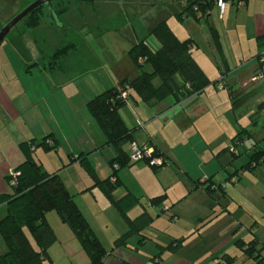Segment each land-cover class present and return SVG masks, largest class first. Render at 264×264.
Segmentation results:
<instances>
[{"label":"crops","instance_id":"1","mask_svg":"<svg viewBox=\"0 0 264 264\" xmlns=\"http://www.w3.org/2000/svg\"><path fill=\"white\" fill-rule=\"evenodd\" d=\"M6 1L8 4L5 9L10 11L12 17L34 0ZM105 1L120 8L121 4L126 7V2L129 3L131 0ZM186 1L168 0V6L172 11L168 16V27L180 41L191 39L194 42L191 48L192 57L210 81V85L201 93L191 95L180 102H176L173 95L149 103H144L134 96L120 108L118 114L132 132L134 143L151 148L165 164L160 169L157 168V171L143 162L130 163L128 167L120 169L115 177L119 182L118 192L123 195L119 198L129 196L133 207L139 206L136 215H132V218L127 217L128 219L133 220L144 211L148 212L152 219L155 218V222L152 221L139 234L134 235L139 237L137 242L140 245H146L149 241L148 233L155 234L158 229L166 231L162 234L166 241L164 244L169 242L174 245L173 252L167 250L162 256L158 255L156 250H152L148 254L151 262L148 264H224V257L234 258V264H242L241 261L245 258L248 264H257L253 260L255 254L252 257L245 256L238 243L241 242L245 246L254 241L260 257L264 258V229L254 218L259 215H245L244 220H239L237 215H219L217 220L222 217L223 221L220 225L213 226L215 224L213 223L210 227L201 226L195 229L188 223L189 221L204 222L211 219L212 215L175 213L169 217L173 224L172 228L165 225L168 223L167 214L170 210L168 202L173 206L183 199L190 198L191 194H199L202 200L209 201V197H213L216 192L226 194L225 196L230 193L231 189H228L227 193L224 192L227 188L223 183L225 181L232 183L231 176L236 173L238 166L237 159L234 160L228 150L240 157L239 148L233 147L232 139L243 130L249 136L248 140L252 137L246 130L244 117L236 118L237 96L242 94L247 95L246 98H251L258 92L254 96V104L260 103L256 105V114L264 116V85L254 84L255 82L250 80L259 67L257 57L264 46V0H213V4L200 20L185 18L180 22L175 21L174 13L180 14ZM219 1L225 4L222 14L218 6ZM95 4L91 8H95ZM0 5L3 9L4 4L1 0ZM89 7L81 6L87 16L92 10ZM100 9L96 7L100 19L92 18L91 22L80 23L78 26L80 31L91 35L92 30L97 29L102 23L110 25L112 31H118L116 22H111L117 19L115 9L110 6L108 9ZM129 11L130 8L126 7L122 15L119 37L111 35L107 41H101L105 46L101 48V52H96L91 47L88 42L89 36L85 38L80 35L74 38V42H68L67 45H73L74 50L57 66L53 68L48 66L54 53L44 56L41 63L32 62L28 56L31 62L22 66L30 63L33 67L27 71L24 66H19L20 63L16 64V69L11 68L10 63H6V59H10L0 54V195L12 193V189L7 186L6 175L24 160L19 145L31 140L39 143L47 139L52 144L55 143L56 151L49 152L50 155L55 153L63 157L86 155L87 161L100 180L112 175L113 171L108 163L115 157V152L112 147L106 145L104 135L88 113L86 104L122 81H130L140 75L141 71L128 56L132 46L144 41L151 50L158 48V43L149 36L156 26L143 22L135 29L130 25V18H134V14ZM200 15L198 13L197 17ZM13 54L14 59H18V55ZM17 77L24 82H15ZM82 81L86 82L73 85L74 82ZM220 82L223 88L217 89L216 85ZM255 87L258 91H255ZM261 139L264 143V135ZM245 143L246 141L243 147ZM253 146L250 147L251 152L249 149L244 151L247 156L245 164L255 151L264 149V145L262 150H257ZM61 148H64L63 152ZM38 150L34 153L35 160L38 157ZM63 161L59 158L54 162L63 165ZM261 165L264 167V163ZM77 168L75 162L72 169ZM46 169L47 174L56 172V168ZM70 169L66 168L67 171L64 172L61 170L58 176L73 196L78 209L81 212L82 207L84 209L87 207L86 211L93 219L87 222L95 235L97 229L99 231L108 229L110 223L105 215H96L93 212L98 205L97 197L102 199L99 189L87 191L92 186L89 177L77 178L76 174L68 173ZM241 175L239 185L246 186L247 183L243 181L245 178ZM204 178L211 179L210 183L216 186L221 185L223 190L212 189L211 195L208 194L199 185V181ZM115 191L113 198L117 193ZM159 196H165L166 200L160 206L151 205L150 200ZM105 201L106 206L111 205L108 199ZM130 202L123 203V208ZM100 203L103 201L100 200ZM210 204L207 202V207H210ZM201 206L203 204H200ZM5 216L6 204H1L0 221ZM83 217L86 219L85 215ZM58 220L60 221L59 218ZM46 221L53 229L56 242L62 243L65 248L64 257L75 255V245L78 242L69 227L61 221L63 227L59 225L52 215L46 214ZM123 222L127 227L124 220ZM114 233L110 240L106 238L110 244L115 241L114 237L120 231L116 229ZM228 233L230 235H225ZM224 236L226 238L221 239ZM67 242L69 244L72 242L73 246L68 247ZM0 243L2 255L6 252V247L1 237ZM122 260L124 256L119 249L111 251L108 256L110 264H120ZM146 260L141 258L135 262L146 264Z\"/></svg>","mask_w":264,"mask_h":264},{"label":"trees","instance_id":"2","mask_svg":"<svg viewBox=\"0 0 264 264\" xmlns=\"http://www.w3.org/2000/svg\"><path fill=\"white\" fill-rule=\"evenodd\" d=\"M53 1L55 3H52ZM72 3L78 6L93 7L94 0H52L49 6L35 10L22 23L25 24L27 30L35 29L39 25L41 17L44 16L45 8L50 9L58 17L65 13ZM212 4L213 0H187L183 11L176 15V18L178 21L185 18L200 20ZM198 13L201 14L200 17H197ZM149 36L158 43L156 50H151L144 41H139L128 51L131 61L141 71L140 75L133 80L122 81L116 87L95 96L86 104L88 113L104 135L106 145L112 147L115 152V157L108 163L113 171L112 175L107 179L100 180L87 161L86 155L70 157V163L81 164L91 179L92 186L87 191L94 188L99 189L125 220L128 230L114 241V249L126 245L130 237L139 234L153 221L146 211L133 220L128 219L124 215L123 202L125 200L132 201L131 197L125 196L119 201H115L113 198V193L119 186V182L115 178L116 173L120 169L128 167L130 163H136L130 158L131 145L134 143L132 132L125 126L118 111L134 96L144 103H149L173 95L176 102H180L191 95L201 93L210 85V81L192 57L191 48L194 46V42L191 39L180 41L165 21L160 22L149 33ZM73 50L74 46L71 44L57 50L50 57L49 68L57 66ZM260 53L257 57L259 67L254 76L261 72ZM144 65H149L150 73L140 69ZM155 79L160 81V85L157 87L153 84ZM248 138L246 131L243 130L232 139L233 147L242 146ZM45 141L47 139H43L39 143L31 140L19 145L24 160L14 169L20 174L17 186L9 187L12 189L10 195H0V205L6 204V216L0 221V237L6 247V252L0 255V264L51 263L49 250L55 244L56 236L46 221V214L49 212H54L60 221L69 227L89 264H103L107 255L106 251L81 214L73 196L65 188L56 172L47 174L33 158L35 150L38 148H42L46 152L56 151L55 143L49 146ZM228 152L234 160L238 158V155L233 151L228 150ZM153 155L158 157L155 151ZM262 163H264V149L255 151L249 156L247 164L238 168L231 179H234L235 183L238 182L243 172H254ZM153 169L154 171L158 170L157 168ZM5 179L8 180L7 177ZM210 182L211 179H206L199 185L208 194L212 192V189L223 190L221 185L216 186ZM165 200V196L155 197L150 200V204L160 206ZM128 206H133L132 202ZM26 233L33 240L35 247L31 245ZM254 243L252 241L244 246L240 242L238 245L245 256L252 257L255 254L253 260L257 264H264V258L260 257L259 250L255 248ZM223 262L224 264H234V258L224 257Z\"/></svg>","mask_w":264,"mask_h":264},{"label":"rangeland","instance_id":"3","mask_svg":"<svg viewBox=\"0 0 264 264\" xmlns=\"http://www.w3.org/2000/svg\"><path fill=\"white\" fill-rule=\"evenodd\" d=\"M4 4V10L1 8L2 5H0V29L11 19L13 18L11 16V13L9 10L5 9L7 8V1L1 0ZM95 8L89 7V15L87 16L86 12L81 8V6H78L74 3L70 4L68 7V10L59 15L57 18V23L59 26L54 25L53 23V17L51 16V13L49 12V9L45 8L44 16L41 17L39 21V25L32 30H27L24 23H21L19 26H17L16 29L8 33L3 41L0 43V54L9 58L10 60L6 59V63H10V67L16 69V64L20 63V67L22 64H25L32 60L34 63H41L42 58L45 56H49V54L55 53L57 50L65 47V45L68 44V42H74L76 38H78L80 35L83 37H88V42L91 45L93 49L96 50V52H101V48L105 47L101 41L105 42L111 35H117L119 37L121 27V21H122V15L124 14V10L126 7H129L130 13L134 14V18H130V25L134 27L135 29L139 27L140 23L145 22L146 24H154L153 26H157L162 21H165L168 24V16L171 14L172 11H170V7L168 6V0H131L129 3H127L126 7L125 5H120V8L117 7V5H112V3H107L105 0H94ZM52 3H55L53 1ZM135 3V4H134ZM131 4H134L131 6ZM109 6L111 8H114L117 12V19L111 21L112 23L116 22V27L118 28L117 32L112 31L110 25L102 23L101 25H98L97 29L92 30L91 35H87L85 31H80V28L78 26L80 23L85 24L86 22H91V19L94 18L100 19L98 16V11L96 10V7H100L102 10L103 8L108 9ZM115 6V7H112ZM124 6V7H123ZM119 8V9H118ZM110 13V12H109ZM177 15L176 13H174ZM125 16V15H124ZM174 20L177 21L176 16H173ZM98 22V21H97ZM151 22V23H150ZM180 22V21H178ZM101 23V22H98ZM171 24V20H170ZM87 35V36H86ZM96 37V39L94 38ZM75 38V39H74ZM118 50V49H117ZM13 53H16L18 55V59H14L12 55ZM47 55V56H46ZM28 56L29 59L27 58ZM47 59H45L46 61ZM22 61V62H21ZM31 62V61H30ZM32 64L23 65L25 67V71L30 70L33 66H30ZM22 66V67H23ZM28 66V67H27ZM142 71L146 73L151 72V68L149 65H144L143 68H140ZM255 75V74H254ZM252 75V76H254ZM251 78V77H250ZM15 82L22 83L23 80L18 79V77L15 79ZM86 81L82 82H74L73 85H80L81 83H85ZM264 85V79H260L254 84ZM155 86L157 87L159 84V79H156L154 81ZM238 89V88H237ZM255 91L257 90V87H255ZM254 94V96H256ZM264 94V90H263ZM254 96H251V98H246L247 95L239 94L237 96L236 101V118H242L244 117V122L246 124V130H248L251 133V138L246 141V143L243 146H239L240 151V157L237 158V168H240V166L244 165L247 161V156L244 151L251 152L250 149L251 145H254L253 148H256L257 150H262V147L264 143L262 142V136L264 135V116L257 115V106L260 103L254 104ZM257 105V106H256ZM252 116V117H251ZM251 117V118H250ZM245 128V127H244ZM52 145V143H51ZM49 145V146H51ZM37 158L36 162L42 167V170L45 172L47 167L50 168V170H53V168H56V173L60 172L61 170L64 172L66 168H71L68 170V173L71 175L76 174L77 178L80 176L89 177L87 172L84 170V168L77 162L78 168L76 170L72 169L73 164L70 163V157L71 156H62L57 155L56 153L53 155L48 154L49 152L44 151L42 148H38ZM64 151V148H61V152ZM53 152V151H50ZM60 152V151H59ZM34 158V156H33ZM66 160L63 161V165L55 164L58 159ZM35 159V158H34ZM58 166V167H57ZM67 171V170H65ZM76 171H79L76 173ZM67 173V172H66ZM97 174V173H96ZM253 174V175H252ZM98 176V175H97ZM76 177V176H75ZM241 177H244L245 180L244 183H247L246 186L239 185L240 181L236 183H229L227 181H223V185L227 188L224 192L227 193L228 189L230 190V193L222 194L221 192H216L213 197H209V201L202 200L201 195L199 194H191L190 198L183 199V201L177 202L175 205L171 206V203L168 202V208L170 209L168 212V223H165V225H168V227L172 228L171 222L169 221L170 215L177 214V215H212L211 219L205 220L204 222L196 221V222H188L193 225V227L201 228V226H218L220 225L222 221V217H219V215H237V218L239 220H244L246 218L245 215H255L258 217H254L256 220H258L261 227L264 229V217L261 215H264V167L260 165V167L257 169L256 172H243ZM90 179V178H89ZM104 180V179H101ZM206 178L201 179L199 183H202L205 181ZM91 181V179H90ZM233 188V189H232ZM100 191V190H99ZM117 193L114 195V200L119 201L121 200L119 197L120 195L123 196L120 191L118 192V188H116ZM115 191V192H116ZM101 197L98 198V205L97 208L93 210V212L96 213V215H105V218L108 219L110 226L108 229L99 231H96L97 238L99 239L100 243L102 244L103 248L106 251V259H104L103 264H110L111 262L108 261V256L110 255L111 251L115 250L112 242L110 244L109 241H106V238L110 240L111 236L114 235V230H119L120 233L114 237L115 240H117L118 236L120 237L123 235L128 229L125 227V224L123 222L124 218L121 216V213L114 207L113 204L110 206H106L104 204V201H107V198L105 195L100 191ZM119 198V199H118ZM122 198V197H121ZM105 199V200H104ZM100 200L103 201V203H100ZM124 200V199H123ZM105 201V202H106ZM202 201V202H200ZM211 203L210 207H207L206 203ZM123 203H127L125 200ZM200 204H203V206L200 207ZM139 207V206H138ZM138 207L133 206H125L124 208V215L126 217L132 218V215H136V211ZM195 207V208H194ZM87 207L84 209L82 207L81 214L86 216L87 221L93 220L91 217H89L90 214L87 213ZM47 215H52L55 217L57 223L62 226L60 221L58 220L56 214L54 212H49ZM161 215V214H159ZM134 217V216H133ZM85 218V217H84ZM103 218V217H102ZM51 219V216L50 218ZM155 218H153L154 221ZM217 220V221H216ZM125 221V220H124ZM186 223L187 221L184 220ZM155 222V221H154ZM51 223V221H50ZM204 223V224H202ZM97 224V223H96ZM63 227V226H62ZM114 227V228H113ZM247 231V230H246ZM165 230H156L155 234L148 233L149 241L146 245H140L138 240V236H133L132 238L128 239V243L126 242V245H122L119 249L120 253L124 256V264H137L136 260H141V258H146L145 261L146 264L151 263L149 258L150 255H148L152 250H156L157 254H162L164 252H173L174 249L172 247L174 246L171 243L164 244L163 235L165 234ZM145 234V233H143ZM143 234L141 236H143ZM168 234L169 231H168ZM223 235V233H221ZM31 245L35 247V244L33 240L29 237V235L26 233ZM95 235V236H96ZM221 235V236H222ZM230 235V233L225 234ZM226 238V236L222 237L221 239ZM240 238V237H238ZM163 242V243H162ZM66 245L69 247H72V242L70 244L67 242ZM1 243H0V250H1ZM75 255H71L69 258L64 257L65 254V248H63L62 243L55 242V244L50 248L49 255L51 256L52 263L51 264H89V261L85 254L82 252L80 246L78 243L75 245ZM114 247V248H113ZM162 247V248H161ZM114 254V253H113ZM127 256L128 258H125ZM113 257V256H112ZM111 259V258H110ZM113 259V258H112ZM134 260V261H133ZM123 262L120 261V264ZM242 264L249 263L247 262V259H243L241 261Z\"/></svg>","mask_w":264,"mask_h":264},{"label":"built area","instance_id":"4","mask_svg":"<svg viewBox=\"0 0 264 264\" xmlns=\"http://www.w3.org/2000/svg\"><path fill=\"white\" fill-rule=\"evenodd\" d=\"M220 13H223L224 10V2L219 1L218 2ZM139 62H142V60H139ZM260 63L262 65L261 72H259L258 75L251 77V82H257L260 79H264V49L260 53ZM217 89H222L223 85L220 82L218 85H216ZM47 145H51V142L49 140L45 141ZM238 145V143H236ZM154 151L151 148L145 147V146H138L137 144L133 143L131 145V160L138 163L143 162L150 168H160L165 164V161H163L160 157H155ZM20 176L19 172H17L14 169H11L8 171L6 177H7V186L10 188L17 186V179ZM232 183H235L234 179H231ZM175 222V220H174Z\"/></svg>","mask_w":264,"mask_h":264},{"label":"water","instance_id":"5","mask_svg":"<svg viewBox=\"0 0 264 264\" xmlns=\"http://www.w3.org/2000/svg\"><path fill=\"white\" fill-rule=\"evenodd\" d=\"M52 0H34L24 7L19 13H17L12 19H10L1 29H0V43L3 41L4 37L13 31L17 26H19L23 20L35 10L49 6ZM50 10V9H49ZM53 17V23L59 26L57 23V18L54 16L52 11H49Z\"/></svg>","mask_w":264,"mask_h":264}]
</instances>
